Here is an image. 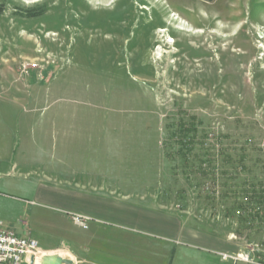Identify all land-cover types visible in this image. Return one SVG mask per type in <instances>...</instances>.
<instances>
[{"label":"rangeland","instance_id":"obj_1","mask_svg":"<svg viewBox=\"0 0 264 264\" xmlns=\"http://www.w3.org/2000/svg\"><path fill=\"white\" fill-rule=\"evenodd\" d=\"M86 181L143 208L79 228L53 186ZM260 181L264 0H0L5 229L77 264H220L159 211L259 262L264 232L226 213Z\"/></svg>","mask_w":264,"mask_h":264},{"label":"crops","instance_id":"obj_2","mask_svg":"<svg viewBox=\"0 0 264 264\" xmlns=\"http://www.w3.org/2000/svg\"><path fill=\"white\" fill-rule=\"evenodd\" d=\"M74 184L75 187L70 188L53 186V189L55 191L61 192L72 197L73 200L71 205L67 206L68 210H70L71 213H80L83 215H87L93 218L94 220L101 222L112 221L111 219L115 216H123L125 218L128 217L132 219L131 214L137 217V214H139L140 211L138 209L143 208L142 206L137 205L134 207V204L130 203L126 199H117L105 196L104 192H107L108 190H105L102 185L93 186L87 181L76 182ZM114 191L115 190H109V193H114ZM144 210L150 211L149 209ZM153 214L156 215L155 224L159 227L161 226V228L163 229V236H158L173 241L175 240L177 242L181 240L182 242H184V244L201 247L206 251H210L213 254H217L219 251L223 252V250H226L225 243L219 242L220 240L216 239L213 236L206 235L205 233L196 230H191L189 227H185V224H183L182 221L176 216L159 211L156 213L154 212ZM0 222L2 223V221ZM145 223H148V221H146ZM57 252L67 251L58 250ZM67 253H69L74 258L75 263L77 264L78 259L80 258H78V256L73 251L72 254L70 252ZM175 254L176 252L175 250H173V257H175ZM206 263L208 262L206 261ZM219 263L230 264L227 262H223L221 259H219Z\"/></svg>","mask_w":264,"mask_h":264},{"label":"built area","instance_id":"obj_3","mask_svg":"<svg viewBox=\"0 0 264 264\" xmlns=\"http://www.w3.org/2000/svg\"><path fill=\"white\" fill-rule=\"evenodd\" d=\"M73 224L79 228L86 229L92 218L70 213ZM39 241L32 237L18 235L16 232L5 229L0 222V264H36L37 260L44 256ZM222 261L232 264H261L254 256L239 251L238 253L218 252Z\"/></svg>","mask_w":264,"mask_h":264},{"label":"trees","instance_id":"obj_4","mask_svg":"<svg viewBox=\"0 0 264 264\" xmlns=\"http://www.w3.org/2000/svg\"><path fill=\"white\" fill-rule=\"evenodd\" d=\"M184 128L185 126H183ZM209 164L206 169H203L206 172L204 173L205 175L213 169L211 163ZM248 186H244L245 190L242 191L241 197L239 196L233 199L234 202L231 203L232 205L228 209V213H226L228 219L232 217L234 220L236 218V234L238 236H242L246 232L251 234L254 230L264 232V184L260 181L258 185ZM259 257L261 259L259 262L264 264V257Z\"/></svg>","mask_w":264,"mask_h":264},{"label":"water","instance_id":"obj_5","mask_svg":"<svg viewBox=\"0 0 264 264\" xmlns=\"http://www.w3.org/2000/svg\"><path fill=\"white\" fill-rule=\"evenodd\" d=\"M42 264H74V261L65 259L58 254L44 255L41 261Z\"/></svg>","mask_w":264,"mask_h":264},{"label":"bare ground","instance_id":"obj_6","mask_svg":"<svg viewBox=\"0 0 264 264\" xmlns=\"http://www.w3.org/2000/svg\"><path fill=\"white\" fill-rule=\"evenodd\" d=\"M53 254H58V255L62 256L63 258H65V259H70V260L74 261V264H76L74 258L67 252H57V253H53ZM44 255H48V254H44ZM41 261H42V259L39 258L37 260L36 264H42Z\"/></svg>","mask_w":264,"mask_h":264}]
</instances>
